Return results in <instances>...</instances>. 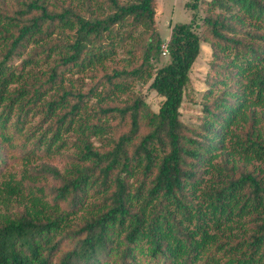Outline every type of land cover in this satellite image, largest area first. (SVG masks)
<instances>
[{
  "label": "trees",
  "instance_id": "16d2710c",
  "mask_svg": "<svg viewBox=\"0 0 264 264\" xmlns=\"http://www.w3.org/2000/svg\"><path fill=\"white\" fill-rule=\"evenodd\" d=\"M156 1L0 0V264H264V0Z\"/></svg>",
  "mask_w": 264,
  "mask_h": 264
},
{
  "label": "rangeland",
  "instance_id": "374dc122",
  "mask_svg": "<svg viewBox=\"0 0 264 264\" xmlns=\"http://www.w3.org/2000/svg\"><path fill=\"white\" fill-rule=\"evenodd\" d=\"M193 0H157L156 1V25L161 38L168 40L171 33V26L174 23H186L190 21L191 11L186 7V3ZM203 5H200V10ZM199 10V14L201 11ZM210 48L207 43H202L201 51L195 62L193 63L189 72V82L184 87L183 99L180 106V118L183 122L189 124H196L199 122V117L202 115V104L200 102L201 94L206 89L204 83L206 72L209 68ZM19 61V60H18ZM16 61V63L18 62ZM168 61L167 55H161L157 66H161ZM81 77V75H74V78ZM85 82L88 81L85 78ZM75 84V82H74ZM78 85V82H76ZM148 83H136L134 89L143 94L146 102L154 111H158L162 97L155 91L148 88ZM63 162L61 157L44 158L43 160H36L32 162V167L35 171L42 173L44 171L48 175V179L53 180V172L49 170L53 167H62ZM19 167V165H16ZM49 167V168H48ZM37 168V169H36Z\"/></svg>",
  "mask_w": 264,
  "mask_h": 264
},
{
  "label": "built area",
  "instance_id": "2783aa9c",
  "mask_svg": "<svg viewBox=\"0 0 264 264\" xmlns=\"http://www.w3.org/2000/svg\"><path fill=\"white\" fill-rule=\"evenodd\" d=\"M162 48H163V55H165L167 53V47H166V44L162 45Z\"/></svg>",
  "mask_w": 264,
  "mask_h": 264
}]
</instances>
